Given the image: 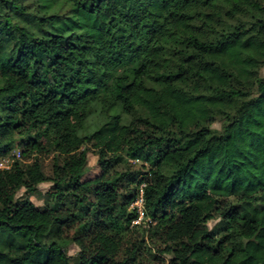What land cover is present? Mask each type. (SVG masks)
<instances>
[{"label": "trees", "instance_id": "16d2710c", "mask_svg": "<svg viewBox=\"0 0 264 264\" xmlns=\"http://www.w3.org/2000/svg\"><path fill=\"white\" fill-rule=\"evenodd\" d=\"M263 67L264 0H0V156L22 140L0 170V264H142L119 225L138 196L124 153L150 165L155 264H264ZM49 181L53 207L16 200Z\"/></svg>", "mask_w": 264, "mask_h": 264}, {"label": "rangeland", "instance_id": "374dc122", "mask_svg": "<svg viewBox=\"0 0 264 264\" xmlns=\"http://www.w3.org/2000/svg\"><path fill=\"white\" fill-rule=\"evenodd\" d=\"M182 67H195L196 61L195 59H186L182 64ZM260 77L264 78V67L259 71ZM222 123L220 121H216L211 125L212 129L220 130ZM21 139H17L13 149L10 154L1 157L0 156V170L1 169H9L13 162L22 160L20 155L21 152ZM87 148V168L86 173L83 177V180L92 179L95 176L100 174V169L98 167V157L94 149L88 145ZM19 153V156H17ZM39 163L41 164L42 171L46 177H52V169L53 163L57 158L55 153H51L47 157H36ZM61 159V158H60ZM150 168L149 163L143 158H132L131 156L124 153L122 155V162L118 166L114 168V171L119 174H124L126 172L138 173V178L132 187L137 189V195L139 196L142 192L144 184L137 186V182L141 178V174L147 173ZM55 190H53L52 183L45 182L37 186L36 190L31 194H27L24 189H21L16 194V200L29 199L36 207L43 208L46 206L53 207L55 204L52 202V194ZM123 192V190H122ZM137 196V197H138ZM123 201H120L122 204ZM127 213L135 212L132 210L131 205L126 210ZM121 212L119 206L115 213V218L121 217ZM136 216V215H135ZM120 228H122V233L125 235L127 242H141L140 249L142 251V257L140 258V262L142 264H155L154 258L160 256L159 250L163 248V245L154 239L148 238V230L154 225V222L149 218H144L142 221L136 222V218L134 217L128 227L125 225V222L120 221ZM127 227L126 229H124ZM208 229L219 239L223 236L226 225L219 218H214L213 220L207 223ZM61 247L67 253L68 256H74L78 252L77 246L71 240H65L60 243ZM163 258L168 259L167 256L163 255Z\"/></svg>", "mask_w": 264, "mask_h": 264}, {"label": "built area", "instance_id": "2783aa9c", "mask_svg": "<svg viewBox=\"0 0 264 264\" xmlns=\"http://www.w3.org/2000/svg\"><path fill=\"white\" fill-rule=\"evenodd\" d=\"M17 156H19V153ZM1 170H3V169H1ZM131 208L135 212L136 222L142 221L145 218L144 200H143V193L142 192L134 200V202L131 204Z\"/></svg>", "mask_w": 264, "mask_h": 264}]
</instances>
